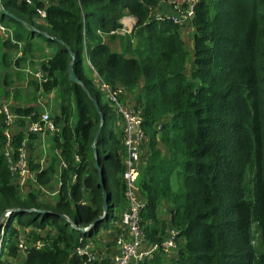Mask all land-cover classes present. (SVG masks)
<instances>
[{
    "label": "trees",
    "instance_id": "trees-1",
    "mask_svg": "<svg viewBox=\"0 0 264 264\" xmlns=\"http://www.w3.org/2000/svg\"><path fill=\"white\" fill-rule=\"evenodd\" d=\"M158 2L0 0V23L14 41L0 37L3 95L13 83L11 62L16 68L29 65L34 50H41L34 38H40L51 51L39 66L45 81L27 83L34 92H54L48 112L57 128L49 162L26 159L33 176L22 197L2 152L0 115V216L9 210L0 222V264H12L20 235L27 243L23 264H87L75 248L100 231L117 232L125 206L124 150L119 116L100 83L120 86L141 110L145 139L135 185L146 242L160 241L167 227L178 232L172 255L156 252L138 264H264V0H196L189 52L177 24L149 16ZM125 14L135 23L130 32L116 33ZM113 41L118 50L110 47ZM17 42L22 55L11 61L8 51ZM69 64L80 84L68 79ZM14 78L20 80L18 72ZM13 98H21L20 89L14 88ZM10 110L16 116L10 139L16 159L23 130L37 120L39 109ZM34 135L26 136L29 143ZM58 159L66 167L59 169L48 203L39 187L47 190L56 179ZM39 239L44 244L36 248Z\"/></svg>",
    "mask_w": 264,
    "mask_h": 264
},
{
    "label": "built area",
    "instance_id": "built-area-1",
    "mask_svg": "<svg viewBox=\"0 0 264 264\" xmlns=\"http://www.w3.org/2000/svg\"><path fill=\"white\" fill-rule=\"evenodd\" d=\"M195 2L196 0H178L173 5L175 14L169 16L151 8L149 16L159 21L166 16L172 23L180 26L184 20L191 19L193 12L192 7ZM1 9L2 7L0 5V10ZM36 12L39 14V18L42 19L44 17V11L42 9L36 10ZM120 23L122 27L119 31H116V33L130 32L135 23V19L130 15L124 16L121 18ZM0 37H7L9 41L14 43L11 29L5 27L1 23ZM16 44L17 48L13 52V58L22 55L20 48L21 44L18 42ZM21 71L24 74L25 82L33 79L38 83L45 81V76L40 70V67L33 69L29 66H25ZM100 87L105 92L106 97L119 116L122 133V147L124 150L123 171L121 177L123 181L125 206L119 214L117 232L115 231L112 234L114 250L107 256L109 259L108 264H138L151 257V255L156 252L163 255H172L178 241V232L176 229L169 227L165 230V235L160 241L148 243L145 240L143 229L140 225V211L143 207V201L139 196V192L137 191L138 188L135 183L141 166L140 145L145 139L140 128L142 123L141 110L137 105L130 103L120 86L110 87L107 84L100 83ZM39 102L40 97H37L39 115L37 120L27 123L25 129L26 134H42L43 132L52 133L57 130L49 116L48 109ZM10 109L11 106L8 102L0 101V115L4 122L3 134L5 137L2 152L8 162L12 177L20 189L23 180L29 171L26 167V155L24 153L25 139L22 140L21 146L17 148V158L13 159L11 156V129L14 125V119L16 116ZM59 165L60 168L66 167V163L61 159H59ZM71 181H74V176H71ZM0 234H2V231H0ZM43 244V240L39 239L33 245L36 248H40ZM16 245L20 252L24 254L27 248V243L21 235L18 237ZM75 253L85 257L87 264H94V261L100 263V260L104 258V256L97 255L94 252L93 240H88L83 245L76 247Z\"/></svg>",
    "mask_w": 264,
    "mask_h": 264
},
{
    "label": "crops",
    "instance_id": "crops-1",
    "mask_svg": "<svg viewBox=\"0 0 264 264\" xmlns=\"http://www.w3.org/2000/svg\"><path fill=\"white\" fill-rule=\"evenodd\" d=\"M177 1L178 0H159L158 4L154 7V9L157 11H160L162 14H164L166 16L173 15V14H175V10L173 9V5ZM124 16H129V15L125 14V15H123V17ZM192 31L193 30H192V25L190 23V20H184L183 23L179 26V34L181 36V39L183 40V42H184V38L187 40V43L184 42V45H185V48L188 52L191 50ZM104 39H105V42H108V44H109V41L107 40V36H104ZM110 47L116 48L117 50L119 49V46H118L116 41L111 42ZM34 56H36L37 59H35ZM46 58H44L39 52H37L36 55L34 53L33 56L31 57V63L29 65L27 63H24L23 66H21L20 68H16L11 62L10 67H9V71H11V73L13 75V77H12L13 83L10 87L7 88V90L9 91L8 96L3 95V89L1 87L4 85H0V101L8 102L10 104V106H13V105H19V106L35 105L37 108H39L37 105V97H40L39 103H42V105L44 107L49 109V106H48L49 105V99L51 98L53 103L55 100L54 92L46 93V92L39 91V90H36L35 92L30 90L28 87V83L24 81L25 77L21 71L22 68L25 66H29L30 68H33V69L39 68L40 62H42ZM10 59H11V61L13 59V53L12 52L10 53ZM15 72H18V74L20 76V80H19V78H18V80H15V78H14ZM14 88L20 89V97L21 98L18 101L13 100L14 99L13 98ZM137 91H138V88L135 90V93H137ZM31 96H33V98H31ZM126 96L129 99L130 103L134 104L135 97L133 95H130V94H127ZM29 98H31V99H29ZM119 127H120V123H119ZM13 129H14V127H13ZM23 133H24L23 140L25 139L24 153L27 157L26 159H28L30 157V159H32L33 162L38 163L39 165L45 166L49 162V160L53 156V154H55V152L53 150H51L50 138H51L52 134L50 132H43L42 134H36V135H34V137H33L34 139H32V142L29 143L30 140L26 139V136L30 135V134H26L25 130H23ZM26 163H27V161H26ZM56 166H57L56 173H55L56 179L54 178L52 183L49 185V191L48 190H41L42 188L39 187L40 191L42 192L43 199L49 200L48 197H51L52 198L51 202H53V200H54L55 192H56V189L59 185V181L57 178V175H58V172L60 169L59 159L57 160ZM32 176H33V174L31 172H29L23 180L22 192L21 193L19 192V194L22 197H24L26 192L28 191L27 190L28 184H29L28 179H32ZM30 183L32 184V182H30ZM44 195H47L48 197H45ZM162 209L163 208L160 206L159 212L162 211ZM110 236H112V235H110ZM97 238H99V235L97 236ZM103 249L106 251L102 252L103 255H100V256L107 257L108 255H106L105 252L107 253L108 250H109V254L111 252H113L114 247H113L112 238L110 239L109 249H108V247H106V243H104ZM94 252H95V245H94ZM23 258H24V254L19 251L17 256L14 259L9 258V260L12 262V264H23Z\"/></svg>",
    "mask_w": 264,
    "mask_h": 264
},
{
    "label": "rangeland",
    "instance_id": "rangeland-1",
    "mask_svg": "<svg viewBox=\"0 0 264 264\" xmlns=\"http://www.w3.org/2000/svg\"><path fill=\"white\" fill-rule=\"evenodd\" d=\"M34 42L38 45V46H40L41 47V50H38V49H36V50H34L35 52V55L37 54V52H39L44 58H46L50 53H51V51H50V49L48 48V47H46V45L40 40V38H34ZM184 42L185 43H187V40L184 38ZM13 53L14 52V50H9L8 51V53L10 54V53ZM34 58L35 59H37V57L36 56H34ZM54 99V98H53ZM49 108H50V111L52 112L53 111V106H54V103H53V101H52V99L50 98L49 99ZM74 116V115H73ZM72 116V117H73ZM35 149V148H34ZM35 151V150H34ZM48 191H49V189H47ZM45 197H48L47 195H44ZM42 200H44L43 199V197L41 198ZM48 199L49 200H44V201H46V202H48V203H50L51 202V200H52V198L51 197H48ZM159 215L162 217L163 216V213L162 212H159ZM166 228V227H165ZM169 227H167V229H168ZM143 229V228H142ZM46 231H48V229L46 230ZM144 233V232H143ZM99 235V238H97V237H95L94 239H93V243H94V245H95V253L97 254V255H103L102 254V252H104V251H106V250H104L103 249V245H104V243H106V247H108V249H109V243H110V239L113 237V235L112 236H110L109 234H108V232L107 231H100L98 234H97V236ZM107 249V250H108ZM111 249V248H110ZM106 255H108L109 254V250L107 251V253H105Z\"/></svg>",
    "mask_w": 264,
    "mask_h": 264
},
{
    "label": "water",
    "instance_id": "water-1",
    "mask_svg": "<svg viewBox=\"0 0 264 264\" xmlns=\"http://www.w3.org/2000/svg\"><path fill=\"white\" fill-rule=\"evenodd\" d=\"M24 25H25V27H26L27 29H29V30H34L33 27H31L30 25H28V24H24ZM59 43H61V41H59ZM66 48H67V47H66ZM70 57H72V55H70ZM67 73H68V79H69L72 83L80 84V81L76 78V76L74 75L73 71L71 70V66H70V64L67 66ZM83 90L87 93V91H86V89H85L84 87H83ZM93 104H94L95 110L98 111V108H97L96 103L94 102ZM101 120H102V119H101V117H100L99 126H98L97 130L95 131V134H94V136H93V140H95V138H96V136H97V134H98V132H99V130H100ZM94 153H95V151H94V149H93L94 168H95L96 171H97V184L100 185V184H101V171H100V169H99V167H98V163H97V161H96V158H95V154H94ZM105 210H106V194L102 191V214L105 213ZM28 211H30V210H28ZM7 212H9V210H7L6 212H4L3 214H7ZM3 214L0 216V222H1V218H2ZM101 216H102V215H101ZM60 217H61L62 219H66V220H68L67 217H66L65 215L60 214ZM99 218H100V217H99ZM99 218H97L94 222H96ZM72 226H73V225H72ZM73 227H75V226H73Z\"/></svg>",
    "mask_w": 264,
    "mask_h": 264
}]
</instances>
